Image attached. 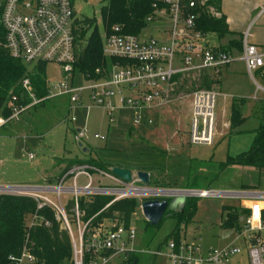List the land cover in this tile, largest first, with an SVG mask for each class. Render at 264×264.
<instances>
[{
    "label": "built area",
    "instance_id": "built-area-1",
    "mask_svg": "<svg viewBox=\"0 0 264 264\" xmlns=\"http://www.w3.org/2000/svg\"><path fill=\"white\" fill-rule=\"evenodd\" d=\"M203 3L204 0H152L153 12L147 16V21L154 20L156 13L167 16L170 29L167 31L166 40L153 37L141 39L135 34L121 32V27L117 24L112 25L108 31L106 30L103 38V54L112 58L126 59L128 63L121 64L116 60L104 69L101 77L86 78L75 68L74 28L77 17L73 0H2L0 21L5 32L4 45L9 55L28 64L39 62L57 64L61 68L63 79L49 86L44 78V85L42 86L40 82L39 84L44 87L46 94L37 97L32 90L30 78H23L22 87L31 98V102L25 106H12L8 116L3 114V109L0 107V128L12 120H18L19 114L31 105L63 94L69 95L71 108L85 109L83 127L76 128L75 131V139L81 142L90 138L86 121L88 110L92 106L102 108L110 121L115 119L114 113L117 110H127L132 115L133 127L143 123L151 125L153 118L150 116L153 112L174 103L181 97L175 87L176 75H189L201 69H210L214 73H219L223 67L237 59L236 55L230 52L210 46L207 33L196 29V13L193 8ZM239 59L243 61L251 77L254 72L264 67V49L251 43L248 40V33L242 36ZM75 73L86 78L88 82L86 86L73 85ZM257 86L253 98H257L259 91L264 98V87ZM85 89L90 102L87 106L82 99V91ZM219 95L220 92L216 88H196L190 92L188 139L191 144L214 143L215 108ZM14 99L15 97L12 100ZM68 118L71 122L76 121L73 113ZM93 137L105 139L104 136L96 133ZM29 157L32 158V155L30 154ZM90 167L92 166L79 165L71 168L54 186L35 187L33 190L18 192L42 200L38 203V208L44 204L49 205L56 212L57 218H62L71 235L73 264H84L83 234L89 222L87 220L82 223L78 218V195L110 193L120 198L131 195L125 192H136L134 189H141L133 186L131 184L133 181L121 183L126 184L127 187L94 186L89 173L84 170ZM76 169L79 170L75 171ZM79 173L87 176L86 183L81 187L76 185V176ZM69 174L73 176V184L66 187L63 185V180ZM104 174L116 178L114 175ZM41 192H52L57 199H52ZM65 193H70L75 201L77 225L75 226L81 237L80 242L72 237L71 227L60 199ZM153 193H162V196L168 197L173 193H176V196L177 193H183V198L186 194L198 197H232L237 199L239 209L244 210L240 228L234 230L232 238L225 244L209 246L203 250L200 241L182 239L176 243L173 239H169L164 248L155 252L156 255L167 257L168 264H231L234 258L241 255H244L246 264H264V190L207 188L146 192L147 195ZM35 221L36 215L29 225ZM101 233L104 234L103 237ZM135 233L136 229L133 225L128 228L118 225L108 232H100L96 229L91 234L86 247H93L95 253L101 249L112 248L114 252L111 255L129 251L130 247L127 245L132 242ZM31 246L27 234L20 252L9 254L8 264H34L35 256ZM111 255H97L95 260L87 264H105Z\"/></svg>",
    "mask_w": 264,
    "mask_h": 264
},
{
    "label": "rangeland",
    "instance_id": "rangeland-1",
    "mask_svg": "<svg viewBox=\"0 0 264 264\" xmlns=\"http://www.w3.org/2000/svg\"><path fill=\"white\" fill-rule=\"evenodd\" d=\"M106 2L107 0H73L76 17L94 19L103 38L106 29L102 22L100 10ZM259 3L257 11L261 10L263 14L261 17L260 15L256 18L253 17L254 19L249 21L248 30L251 29L252 32L264 30V0H260ZM208 9L213 14L217 13L213 6H208ZM169 29L170 21L168 17L156 13L154 20L147 23V27L139 34V38L153 37L166 40ZM209 41L212 45H216L219 42V37L211 32ZM230 70H232L231 73L224 71L221 75V88L223 92L227 93V96L224 98L219 95L217 98L215 108L216 132L212 145H195L188 140L190 91H180L181 97L178 100L153 112V115L150 116L153 118L151 125L143 123L140 126L133 127L132 115L127 110H117L114 113L115 119L110 121L102 108L91 107L88 110L86 122L90 138L83 140V143L80 140H75L74 137L76 128L83 127L85 109L71 108L69 95L63 94L47 99L37 106L25 109L19 114L18 120H12L0 128V186L34 185L44 174L50 173L58 176L62 167L61 162H66L67 165L71 163V159L86 157L82 151L85 147L92 156H98L103 162L131 169L134 174L131 184L136 187L153 188L149 184L142 183L135 175L140 169L145 171L142 169L149 168L154 169L149 171L153 172L157 179L166 181L168 187H163L164 189L208 187L214 190H236L242 185L264 189L263 170L241 165H229L219 168L220 162H224L227 155H234L248 149L253 138V131L264 119L263 94L259 91L257 98H253L257 85L264 87L263 75L254 72L253 77H251L241 61L234 64ZM81 73L86 78H92L88 74ZM197 73L194 72L189 75L194 77L197 76ZM32 74L37 83H42V86L45 79L47 80L46 84L49 86L63 79L60 66L53 63L46 64L43 75L36 72H32ZM84 78L79 73H75L74 81H72L73 85L86 86L88 82ZM216 86L214 84L212 88ZM185 87L189 88L190 84L187 83ZM87 94L86 89L82 91L85 106L90 104ZM235 97L245 99V103L241 107L245 121L236 128L234 134L229 135V107L231 100ZM223 109L226 112L225 114L222 113ZM72 113L76 117L74 122H71L68 118ZM223 120H227V126L220 127ZM217 130L222 134L220 135ZM95 133L104 136L105 139L94 138L93 134ZM78 142L81 143V147L78 146ZM30 154L32 158L29 157ZM189 159L190 161L206 160L207 169L195 186L186 188V184L191 183L193 175L189 178L187 164ZM84 170H87L92 177L97 176L99 185L113 184L112 180L104 175L102 176L104 173L94 167ZM158 170H160V173L157 172ZM52 177L54 181L56 177ZM114 187H127V185L118 183ZM4 192L17 194L16 191L11 189L9 191L4 190ZM177 194L176 196V193H173L170 196L172 200L168 206L174 210L179 209L184 201L183 193ZM47 195L52 199H57L54 193H48ZM136 196L139 202L144 198L166 197L162 196V193ZM191 196L186 194L185 198ZM177 197L178 199H176ZM70 198H72L70 193L60 196L63 205ZM236 201L237 199L232 197H200L193 219L186 226L182 224V237L189 241H200L203 250L210 245L218 246L219 241L222 240L218 237L221 235L219 222L221 224V218L224 215L221 214L222 205L236 204L238 206ZM165 215L169 216L168 214ZM166 216L164 218L163 215L159 226L147 224L140 206H138L131 221L136 233L133 242L127 245L130 250L113 254L109 262L105 264H126L125 256L127 253L136 256L137 262L135 264H167L164 256L155 254L166 235L175 226V219ZM105 223L106 229L113 225L109 221ZM69 224L76 236L77 225L75 221H69Z\"/></svg>",
    "mask_w": 264,
    "mask_h": 264
},
{
    "label": "trees",
    "instance_id": "trees-1",
    "mask_svg": "<svg viewBox=\"0 0 264 264\" xmlns=\"http://www.w3.org/2000/svg\"><path fill=\"white\" fill-rule=\"evenodd\" d=\"M220 4L221 0H206L203 4H198V6L193 8V11L196 13V29L205 33L213 32L219 38L228 34H235L229 30L226 16L223 13L214 15L208 9V6H213L215 12H220ZM100 12L102 22L107 31L112 25L117 24L121 27V32L139 36L142 30L147 27V16L153 12L152 0H107ZM4 36L5 32L0 21V107L3 109V114L8 116L11 113L12 106H25L31 102V98L28 97L22 87L23 78H30L32 90L37 97H42L46 94L44 87H41L37 83L32 74V72L36 71L43 75L46 64L43 62L28 64L20 59L11 57L4 45ZM74 36L75 68L78 71L88 74L92 78H98L104 74V69H107L108 65L112 62L118 60L121 64L128 63L126 59L112 58L103 54L104 39L94 19L89 17L76 18ZM241 39L242 37L239 35L232 37L219 49L229 52L232 48H235L240 51ZM208 70L210 69H201L197 71V76L194 77H191V75L185 76L187 74L176 75V91L191 92L196 88H212V85L216 84L217 81L214 72L211 70V75ZM187 83L190 84L189 88L185 87ZM13 97H15L14 100H12ZM45 100L30 107L37 106ZM243 100L233 99L231 103V132H234L232 129H235L244 122L245 118L241 116L240 112V105ZM84 153L85 158L71 159V163L63 167L52 182H55L71 168L79 165L92 166L104 173L114 175L111 170L114 164L103 162L98 156H92L90 151ZM229 165H241L264 171V119L253 131V138L248 149L234 155H227L226 160L220 162L219 168ZM206 169V161H190L189 178L193 175L191 183L188 182L186 188L195 186L199 178L203 176V173H206ZM142 170L149 173V185L153 188L168 187L166 181H160L153 172L149 171H153L154 169L144 168ZM159 171L157 172L160 173ZM207 188L202 187L199 189ZM249 188H253V186L242 185L239 187V189ZM199 198L198 196L184 198L182 205L177 210H174L172 207L166 208L163 213L164 218L165 214H168L169 216L166 217H171L176 222L174 228L166 235L158 249L164 248L169 239H173L176 243L185 239L182 237V224L186 226L193 219ZM165 199L170 203L172 197H165ZM41 202L42 200H36L27 194L0 193V264H8L9 254L20 252L27 234L32 244V253L35 256L34 264H73V249L69 230L64 225L62 218H57L56 212L52 207L44 204L38 208L37 205ZM138 206L139 201L135 195L120 198H116L115 194L110 193L78 195V218L82 223L89 220L83 234L82 257L84 264L95 260L97 255L108 256L114 252L112 248H105L95 253L96 251L94 252L93 247H86V243L90 241L91 234L106 221L111 222V224L113 223V225L109 229L105 228L104 232L113 230L118 225L128 228L132 225V217L137 211ZM64 210L68 222L76 221L75 201L73 198L66 200ZM221 210V213L224 214L221 218V226L223 228L239 229L244 210L239 209L236 204H223ZM34 215H36V221L29 225ZM161 219L156 226H159ZM45 222H48V224ZM147 224L149 223L147 222ZM103 236L104 234L101 233V237ZM136 262L137 259L134 254H126V264H135Z\"/></svg>",
    "mask_w": 264,
    "mask_h": 264
},
{
    "label": "crops",
    "instance_id": "crops-1",
    "mask_svg": "<svg viewBox=\"0 0 264 264\" xmlns=\"http://www.w3.org/2000/svg\"><path fill=\"white\" fill-rule=\"evenodd\" d=\"M260 0H221V4H220V12H217L218 14L219 13H223L225 16H226V20H227V24H228V28L231 32L235 33V34H228V35H225L224 37L222 38H219V42L218 44L216 45H212L209 41V34L211 33H207V41H208V44L210 46H213L215 48H220L222 45H224L225 43H227L232 37H237L238 35L239 36H243L245 33H248V40L251 42V43H254L255 45H257L258 47L264 49V30H262L261 32H252L251 29L248 30V27H249V21H252L254 18L258 17L260 15V17L262 16L263 13H261V10L260 11H257V7L258 5H260L259 3ZM264 7V6H263ZM262 7V8H263ZM261 8V9H262ZM254 17V18H253ZM251 19V20H250ZM213 33V32H212ZM230 53L236 55V60L230 62L229 64H227L225 67H223L221 69V71L219 73H214L215 75V79L217 81L216 83V89L220 92V96H223L224 98L227 96V93L223 92L222 91V88H221V75L224 73V71L227 73H231L232 70H230V68L236 64V63H239L240 61L243 62L242 60L239 59V55H240V51H238L237 49L235 48H232L230 51ZM244 64V63H243ZM245 67V66H244ZM263 69L264 67H262L261 69H259L258 71H256V73H259L261 75H263L264 77V72H263ZM210 72V74L212 75V71L211 70H208ZM229 95V94H228ZM233 99H244L243 97H235ZM233 99L231 100L230 102V106H231V103L233 101ZM190 101L191 99L189 100L188 102V109H189V117H190V111H191V108H190ZM245 103V99L243 100L242 104L240 105V112H241V107L242 105ZM94 107V106H92ZM91 108V107H90ZM231 108V107H229ZM90 110V109H89ZM231 110H229V135H232L236 132V128L235 129H232L234 132H231V128H230V113ZM222 113L225 114L226 112L224 111V109L222 110ZM225 116V115H224ZM241 116L245 118V116H243L242 112H241ZM88 117V116H87ZM245 121V119H244ZM87 122V121H86ZM83 123H84V120H83ZM242 124V123H241ZM240 124V125H241ZM239 125V126H240ZM224 126H227V120H223L221 121V124H220V127H224ZM215 128H216V122H215ZM217 132L221 135L222 133L219 132L217 130ZM224 134V132H223ZM75 138V137H74ZM76 140V139H75ZM189 140V139H188ZM83 143V142H82ZM80 147V146H79ZM202 160V159H200ZM206 161V160H204ZM62 163V167L60 168V170L66 166V162H61ZM189 163H190V159L188 160L187 164H188V169H189ZM59 170V171H60ZM66 173L63 174V176L65 175ZM102 174V173H101ZM71 174L69 175H66L64 177V180H63V185L66 186V187H70L72 184H73V176H70ZM90 175V174H89ZM105 176L107 177L109 180H112L111 183L112 185L110 184H103V185H99L97 183V176L96 177H91V181H92V184L94 186H100V187H111V186H115L117 185L118 183H122L123 181L116 177V178H113L109 175H106V174H102V176ZM54 178L56 177V175H53V174H44L43 177L36 181L34 185H30V186H35V187H43V186H54L56 184H58L59 180L61 179V176L59 179H57L55 182H52L53 181V177ZM134 179V178H133ZM87 181V176L84 174V173H79L77 176H76V185L77 186H82L86 183ZM126 183V182H124ZM249 189H259L257 187H253V188H249ZM259 190H264V189H259ZM45 193L46 195L48 193H52V192H43ZM67 194V193H65ZM143 200V199H142ZM141 202V201H140ZM140 202H139V206H140ZM222 214V213H221ZM105 222L103 224H101L97 230H99L100 232L104 231L105 230ZM219 225L221 227V235H219L218 237H220L222 240L219 241V244L218 245H222V244H225L227 241H229L232 236H233V233H234V228L233 229H230V228H223L219 222ZM77 229V227H76ZM71 234H72V237L77 240V242H80L81 240V237L79 235V232L77 230V235L75 236L73 230L71 229ZM76 237V238H75ZM133 242V241H132ZM131 242V243H132ZM211 246V245H210ZM209 247V246H208ZM115 255V254H114ZM113 256V255H111ZM110 256V258H111ZM165 257V256H164ZM109 258V259H110ZM166 260H167V264H168V259L167 257H165ZM109 262V260H108ZM246 264V261H245V258H244V255H241V256H238L236 258H234L232 261H231V264Z\"/></svg>",
    "mask_w": 264,
    "mask_h": 264
},
{
    "label": "water",
    "instance_id": "water-1",
    "mask_svg": "<svg viewBox=\"0 0 264 264\" xmlns=\"http://www.w3.org/2000/svg\"><path fill=\"white\" fill-rule=\"evenodd\" d=\"M78 146L81 147L80 142H78ZM82 150L86 153L89 152V150L85 147ZM111 170H112V173L116 177L120 178L123 182L131 183L133 181L134 174L131 171V169L124 168L121 166H113L111 167ZM135 175L138 178V180H140L142 183L149 184V173L147 171L139 170L135 173ZM34 188L35 186H30V185L0 186V191H2L1 193H7V192H4V190L9 191L11 189L12 191H16L18 193L21 191L23 192V191L33 190ZM140 188L146 192L148 190H159V191L174 190V189L150 188V187H140ZM121 190H125V189H121ZM146 192H125V193H128V194L130 193L131 195H142V194L144 195L146 194ZM176 199H178V197ZM180 199L182 200L183 198H180ZM168 205H169V202L165 198H147V199L141 200L140 209L146 221L150 225H156L160 221Z\"/></svg>",
    "mask_w": 264,
    "mask_h": 264
},
{
    "label": "bare ground",
    "instance_id": "bare-ground-1",
    "mask_svg": "<svg viewBox=\"0 0 264 264\" xmlns=\"http://www.w3.org/2000/svg\"><path fill=\"white\" fill-rule=\"evenodd\" d=\"M134 191H136V192H143V190H141V189H134Z\"/></svg>",
    "mask_w": 264,
    "mask_h": 264
}]
</instances>
